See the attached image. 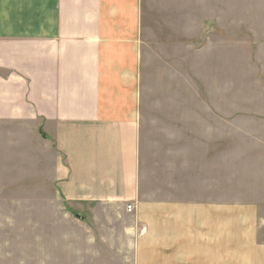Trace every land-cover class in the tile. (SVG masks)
Here are the masks:
<instances>
[{
    "label": "crops",
    "instance_id": "crops-1",
    "mask_svg": "<svg viewBox=\"0 0 264 264\" xmlns=\"http://www.w3.org/2000/svg\"><path fill=\"white\" fill-rule=\"evenodd\" d=\"M141 37L142 0H0V122L36 130L117 264H264V140L223 137L208 110L196 149L147 156Z\"/></svg>",
    "mask_w": 264,
    "mask_h": 264
},
{
    "label": "rangeland",
    "instance_id": "rangeland-1",
    "mask_svg": "<svg viewBox=\"0 0 264 264\" xmlns=\"http://www.w3.org/2000/svg\"><path fill=\"white\" fill-rule=\"evenodd\" d=\"M141 42L147 156L182 148L169 139L196 149L208 110L223 137L264 140V0H142ZM249 108L256 118L228 113ZM51 162L34 128L0 122V264L122 263L93 240L90 210L55 192Z\"/></svg>",
    "mask_w": 264,
    "mask_h": 264
},
{
    "label": "built area",
    "instance_id": "built-area-1",
    "mask_svg": "<svg viewBox=\"0 0 264 264\" xmlns=\"http://www.w3.org/2000/svg\"><path fill=\"white\" fill-rule=\"evenodd\" d=\"M132 209H133L132 206H128V207H127V210H128V211H132Z\"/></svg>",
    "mask_w": 264,
    "mask_h": 264
}]
</instances>
